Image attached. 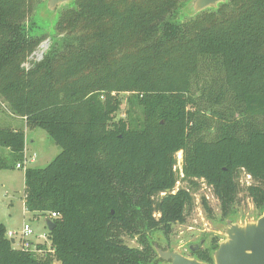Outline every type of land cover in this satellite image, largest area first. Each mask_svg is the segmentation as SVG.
I'll return each instance as SVG.
<instances>
[{
	"label": "trees",
	"instance_id": "trees-1",
	"mask_svg": "<svg viewBox=\"0 0 264 264\" xmlns=\"http://www.w3.org/2000/svg\"><path fill=\"white\" fill-rule=\"evenodd\" d=\"M41 1L0 0V100L62 149L25 170L27 210L59 214L48 231L55 255L15 247L0 222V264H161L149 239L139 248L124 235L140 233V218L168 235L200 182L228 217L243 173L264 210V0H227L183 20L189 0H74L59 11L62 36L27 68L46 39L34 19ZM0 145L12 159L0 155V169L11 168L25 130L0 128ZM178 181L187 186L175 192ZM212 250L195 255L212 263Z\"/></svg>",
	"mask_w": 264,
	"mask_h": 264
},
{
	"label": "rangeland",
	"instance_id": "rangeland-1",
	"mask_svg": "<svg viewBox=\"0 0 264 264\" xmlns=\"http://www.w3.org/2000/svg\"><path fill=\"white\" fill-rule=\"evenodd\" d=\"M45 1L42 0L38 4L34 13V19L37 31L45 33L46 39L24 63L27 68H30L34 62L43 59L55 38L62 36L56 30L59 13L55 16L47 14L44 6ZM188 17L190 16L180 10L175 18L183 20V18ZM47 40H50L48 48L45 43ZM43 44L46 45L45 50L43 49ZM128 106L127 94H125V100L119 116L126 117L125 111H127ZM2 127H18L25 130L28 153L30 156L34 153L36 154V160L30 162L28 164L29 167L42 168L47 166L62 150L44 128L37 126L28 127L24 119L16 117L10 111L8 104L0 100V128ZM0 155L12 162L9 151L1 145ZM250 183H252V179L243 173L240 178V192L237 194L229 210L228 216L240 222L255 219L263 212V209L255 205L246 190V186ZM200 184L199 190L193 193L195 198L193 209L187 214L184 222H174L171 225L168 235L165 234L162 228L147 227L140 218L141 223L138 226L140 233L125 234L124 239L126 243L133 247L142 248L141 239H144L145 236L154 247L155 245L161 247L162 245L169 244L172 248L179 249L187 256H195V253L201 248L212 250L214 239H218V243L223 239V229L226 226L228 217L222 215L221 201L215 195L212 187L204 182H200ZM180 186H187V182H179L174 191L176 192ZM24 193L25 169L17 168L16 163L11 168L0 169V222L5 223L7 231L20 229L26 221L31 225L36 234L48 232L45 217L25 208ZM203 196H205L212 208V215L207 213L203 206ZM154 217L159 218L160 214L155 213ZM203 239L204 243L196 252L190 250L191 244L200 243ZM18 245L19 243L15 244V246ZM48 255L53 256L55 252Z\"/></svg>",
	"mask_w": 264,
	"mask_h": 264
},
{
	"label": "water",
	"instance_id": "water-1",
	"mask_svg": "<svg viewBox=\"0 0 264 264\" xmlns=\"http://www.w3.org/2000/svg\"><path fill=\"white\" fill-rule=\"evenodd\" d=\"M74 0H46L45 11L47 14L55 16L60 9L72 3ZM227 0H189L182 11L190 17L195 16L208 8H216ZM47 48L50 40L46 42ZM48 229L51 231L56 227V222L45 217ZM14 243L15 240L12 239ZM204 243L191 244L190 250L196 252ZM155 249L159 257L168 264H264V210L262 214L252 220L240 222L233 217L226 220L223 229V239L218 243V247L212 251L213 262H207L195 256H187L179 249L158 247Z\"/></svg>",
	"mask_w": 264,
	"mask_h": 264
},
{
	"label": "built area",
	"instance_id": "built-area-1",
	"mask_svg": "<svg viewBox=\"0 0 264 264\" xmlns=\"http://www.w3.org/2000/svg\"><path fill=\"white\" fill-rule=\"evenodd\" d=\"M178 164L175 166V170H179L180 177H183L182 172V164H183V157L182 151L178 152ZM36 160V154L29 155L27 149V140H26V147L24 152L23 160L16 164L17 168L27 169L30 162H34ZM250 177V175H248ZM180 181L177 182L179 184ZM164 194V193H163ZM26 194L24 193V202L26 200ZM26 208V205H25ZM27 209V208H26ZM47 217L54 220V218L59 217V214L56 212L50 213ZM49 231V229H48ZM6 236L10 239H14V245L19 243L17 248L22 249L24 251L33 253L39 257L47 256L50 253L55 252V248L53 247L52 241L49 237L48 232L44 234H36L35 231L32 229L31 225L24 222L23 226L18 230H9L6 232Z\"/></svg>",
	"mask_w": 264,
	"mask_h": 264
},
{
	"label": "flooded vegetation",
	"instance_id": "flooded-vegetation-1",
	"mask_svg": "<svg viewBox=\"0 0 264 264\" xmlns=\"http://www.w3.org/2000/svg\"><path fill=\"white\" fill-rule=\"evenodd\" d=\"M161 247H163L164 249H166L167 247H170L171 249H174L169 244L168 245H165V246L162 245ZM157 257H159L158 252H157ZM159 259H161V258L159 257ZM161 261H162V263L168 264V261H164L163 259H161Z\"/></svg>",
	"mask_w": 264,
	"mask_h": 264
},
{
	"label": "bare ground",
	"instance_id": "bare-ground-1",
	"mask_svg": "<svg viewBox=\"0 0 264 264\" xmlns=\"http://www.w3.org/2000/svg\"><path fill=\"white\" fill-rule=\"evenodd\" d=\"M43 49H44V50L46 49V45H45V44H43Z\"/></svg>",
	"mask_w": 264,
	"mask_h": 264
},
{
	"label": "crops",
	"instance_id": "crops-1",
	"mask_svg": "<svg viewBox=\"0 0 264 264\" xmlns=\"http://www.w3.org/2000/svg\"><path fill=\"white\" fill-rule=\"evenodd\" d=\"M16 117H18V116H16ZM18 118H21V117H18ZM25 120V119H24ZM13 128H18V127H13ZM15 247H17V246H15Z\"/></svg>",
	"mask_w": 264,
	"mask_h": 264
}]
</instances>
